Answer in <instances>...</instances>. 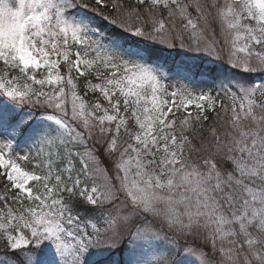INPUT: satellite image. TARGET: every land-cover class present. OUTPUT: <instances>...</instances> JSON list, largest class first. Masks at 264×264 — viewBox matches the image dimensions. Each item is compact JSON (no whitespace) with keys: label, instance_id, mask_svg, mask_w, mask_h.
<instances>
[{"label":"snow or ice","instance_id":"obj_1","mask_svg":"<svg viewBox=\"0 0 264 264\" xmlns=\"http://www.w3.org/2000/svg\"><path fill=\"white\" fill-rule=\"evenodd\" d=\"M0 97V264H264V0H0Z\"/></svg>","mask_w":264,"mask_h":264},{"label":"rangeland","instance_id":"obj_2","mask_svg":"<svg viewBox=\"0 0 264 264\" xmlns=\"http://www.w3.org/2000/svg\"><path fill=\"white\" fill-rule=\"evenodd\" d=\"M206 39H211V33L210 32L206 34ZM177 51H180L183 55H186V56H197V55L203 56L204 58H202L201 60L204 61V64L209 63V59L206 57L205 53H187L186 54V52H184L183 50L177 49ZM210 65H214L216 67L227 69V70L231 71L230 69L227 68L226 65H222L218 62L211 63ZM176 66H177V64H174L172 68H170V66H168L169 71L174 72ZM9 107H11V106L9 105L8 101L5 98L0 97V108H9ZM36 124H37V127H40V128L43 127V122H42L41 117L39 115L36 116ZM26 146H27L26 144L21 143L18 145V150L23 151V149ZM180 242L183 243L182 240ZM43 250L47 254V257L49 260L54 259V251H53L52 246L50 244L45 243L43 245ZM97 251L98 250H96V249L91 250L89 256L91 257L92 255H95ZM111 251L113 253L117 252L118 257H119L117 259L124 262V264H142L143 258L145 260L149 259V253H147V252L143 253V252H141L139 247L130 246L127 242L123 243L120 246V249H118V250L112 249ZM86 264H87V258H86ZM175 264H196V262H195L194 258L191 257L190 255L180 253L177 255Z\"/></svg>","mask_w":264,"mask_h":264},{"label":"trees","instance_id":"obj_3","mask_svg":"<svg viewBox=\"0 0 264 264\" xmlns=\"http://www.w3.org/2000/svg\"><path fill=\"white\" fill-rule=\"evenodd\" d=\"M165 55L168 56V66H170V68H172L174 64H177V65L180 64L182 61L186 59V57H188L186 55H183L180 51H177V50L174 52H167L165 53ZM197 63H200L203 68L212 67L214 70L218 72H225V73L229 72V70L227 69L219 68L214 65L204 64V61L202 60L198 61ZM209 116H210V119L209 121L206 122V127H210L213 124V121L215 119V116L213 113H209ZM117 258H119L118 255H117ZM122 264H124V262H122Z\"/></svg>","mask_w":264,"mask_h":264}]
</instances>
